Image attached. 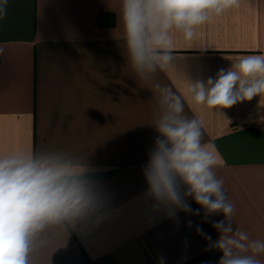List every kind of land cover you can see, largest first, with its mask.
Wrapping results in <instances>:
<instances>
[{
	"label": "crops",
	"instance_id": "crops-1",
	"mask_svg": "<svg viewBox=\"0 0 264 264\" xmlns=\"http://www.w3.org/2000/svg\"><path fill=\"white\" fill-rule=\"evenodd\" d=\"M119 5L8 0L0 20V152L64 151L85 162L99 194L91 217L44 234L32 264H159L160 258L218 264L222 253L209 245L219 237L212 225L225 219L222 213L206 215L186 197L192 212L170 216L147 194L157 97L127 63ZM100 12L114 14L115 23L100 25ZM258 54H264V0H242L239 9L201 26L193 41L178 35L174 66L155 80L182 96L185 114L202 122L204 142L222 158L216 171L235 205L233 229L264 239V98L224 109V117L187 93V79L206 81Z\"/></svg>",
	"mask_w": 264,
	"mask_h": 264
},
{
	"label": "clouds",
	"instance_id": "clouds-1",
	"mask_svg": "<svg viewBox=\"0 0 264 264\" xmlns=\"http://www.w3.org/2000/svg\"><path fill=\"white\" fill-rule=\"evenodd\" d=\"M241 4L242 0H120L118 12L127 63L157 97L152 125L159 135L144 169L147 194L170 216L177 209L192 212L186 197L206 215L222 213L225 219L212 225L219 237L209 245L222 253L218 264H264V239L233 229L235 205L216 171L222 158L214 144L204 142L202 122L185 114L182 96L155 76L174 66L178 35L191 42L201 26ZM7 5L8 0H0V20L7 15ZM187 93L194 104L223 116L224 109L242 101L264 98V54L242 56L206 81L187 79ZM89 171L84 161L60 150L0 152V264H32L51 227L68 231L96 213L99 194Z\"/></svg>",
	"mask_w": 264,
	"mask_h": 264
},
{
	"label": "trees",
	"instance_id": "trees-1",
	"mask_svg": "<svg viewBox=\"0 0 264 264\" xmlns=\"http://www.w3.org/2000/svg\"><path fill=\"white\" fill-rule=\"evenodd\" d=\"M98 23L100 25H106V24L112 25L115 23V16L112 13L100 12L98 15Z\"/></svg>",
	"mask_w": 264,
	"mask_h": 264
}]
</instances>
